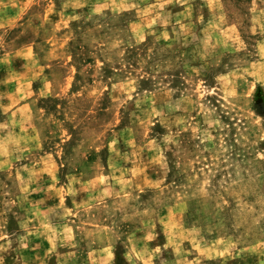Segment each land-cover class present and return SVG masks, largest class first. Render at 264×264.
<instances>
[{
  "label": "rangeland",
  "instance_id": "1",
  "mask_svg": "<svg viewBox=\"0 0 264 264\" xmlns=\"http://www.w3.org/2000/svg\"><path fill=\"white\" fill-rule=\"evenodd\" d=\"M0 264H264V0H0Z\"/></svg>",
  "mask_w": 264,
  "mask_h": 264
}]
</instances>
